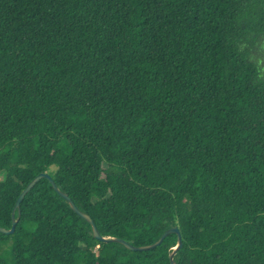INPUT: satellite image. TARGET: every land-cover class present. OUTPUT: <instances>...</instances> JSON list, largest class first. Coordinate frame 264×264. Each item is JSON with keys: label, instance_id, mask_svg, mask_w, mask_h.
I'll return each mask as SVG.
<instances>
[{"label": "trees", "instance_id": "obj_1", "mask_svg": "<svg viewBox=\"0 0 264 264\" xmlns=\"http://www.w3.org/2000/svg\"><path fill=\"white\" fill-rule=\"evenodd\" d=\"M262 36L264 0H0V264H171L46 177L14 209L40 172L104 237L264 264Z\"/></svg>", "mask_w": 264, "mask_h": 264}, {"label": "water", "instance_id": "obj_2", "mask_svg": "<svg viewBox=\"0 0 264 264\" xmlns=\"http://www.w3.org/2000/svg\"><path fill=\"white\" fill-rule=\"evenodd\" d=\"M48 178L52 185L54 186V188L59 192V194L65 198L66 200L69 201L71 207L73 208V210L78 213L81 217H83L84 219L88 220L92 226H93V230H94V234L95 236L103 241L106 242H122L124 243L128 248L132 249V250H146V249H152L155 248L157 246H159L164 239L171 233H177L178 234V244L175 247V250L170 254V261L171 264H177L176 261L174 260V256L176 254V252L183 246V238H182V233L181 230L178 226H174L169 228L168 230H166L162 236L154 243L150 244V245H146V246H134L133 244L129 243L128 241L119 238V237H104L101 235L100 230L96 224V222L94 221V219L86 212L82 211L80 209V207L76 204V202L72 199V197L63 192L62 190L59 189L58 185L56 184L55 180L52 178V176L48 173V172H40L38 175H36L28 184L27 186L22 190V192L20 193L16 204H15V208H18L20 210L21 208V202L24 199V197L26 196V194L35 186V184L42 178ZM17 224V219L15 218L14 212H13V224L11 228H6L3 226H0V232H3L5 234H11L15 231V227Z\"/></svg>", "mask_w": 264, "mask_h": 264}, {"label": "rangeland", "instance_id": "obj_3", "mask_svg": "<svg viewBox=\"0 0 264 264\" xmlns=\"http://www.w3.org/2000/svg\"><path fill=\"white\" fill-rule=\"evenodd\" d=\"M251 59L253 61H255L259 65V67L262 68L261 70L264 73V36H262L258 40L256 46L254 47V49H253V51L251 53ZM40 129H44V125L43 124L41 125ZM16 134L18 136L20 134V131L18 130L16 132ZM21 147L27 154H29V155H33L34 154V151L29 149L28 146L24 142L21 143Z\"/></svg>", "mask_w": 264, "mask_h": 264}]
</instances>
